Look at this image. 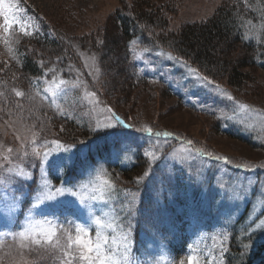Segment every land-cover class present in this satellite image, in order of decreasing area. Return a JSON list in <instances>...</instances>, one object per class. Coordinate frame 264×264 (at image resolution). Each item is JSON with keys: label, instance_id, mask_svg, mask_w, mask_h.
<instances>
[{"label": "rangeland", "instance_id": "rangeland-1", "mask_svg": "<svg viewBox=\"0 0 264 264\" xmlns=\"http://www.w3.org/2000/svg\"><path fill=\"white\" fill-rule=\"evenodd\" d=\"M139 1L143 4L142 8ZM229 1L231 0H6V5L15 6V15L26 22L27 31L32 32V35H25L15 26L10 34L5 33L2 27L4 21L0 17V164L4 168L9 167L8 161L5 160L7 156L16 166L15 171H19L20 166H23L32 172L29 166L39 159L33 155V151H45V141L59 140L65 147L74 146L73 151L83 147L81 142H92L100 148L95 150L83 165L77 164L79 176L88 183L85 189H102L111 194V201L116 202L111 188L113 183L109 178L121 186L128 183L129 177L139 176L137 173L126 176L118 170L110 176V168L107 171V166L110 161L126 165L130 158H133L132 152L139 141L130 137V142L125 146L128 150L122 152L119 159L115 155L109 157L103 147L105 137L102 128L105 120L111 116L108 108L125 119L128 117L137 126L157 128L158 130L152 129L153 133L168 132L176 136H186L203 148L229 155L235 162L264 164V148L251 147L245 141L215 130L212 117L194 112L174 93V88V92L169 89L166 78L175 76L173 69H176L177 62L168 60L167 54L179 58L181 56L170 51V48H160L161 54L164 55H160L155 62L147 59L151 63L147 64L144 56H141L142 47L145 50L146 46L139 39L140 47L127 44L128 39H125L123 56L111 40L112 34L118 35V38L122 35L123 26L118 20L119 14L132 18L133 14H136V8L149 12L158 10V19L165 21L153 24L152 19H149V22L145 21L143 25L148 33L147 37L152 38L148 39L147 49L151 51L159 45L166 48L171 45L169 38L173 39L177 33L180 35V30L188 24L209 23L219 8ZM243 8L245 13H241L246 22L257 25L261 21L259 17H252L250 6L244 5ZM159 15H162L163 19ZM110 24L113 25L114 32H111ZM139 29L137 25V30ZM41 33H47L51 40L59 41L64 50L58 51L59 49L44 46V43L39 41ZM91 38L93 42H89ZM19 48L40 62L47 73L46 76L39 77L46 83L40 93L34 89L31 80L24 78L20 71V61L17 58L23 52ZM183 59L189 64L193 63L191 59ZM57 63L62 65L57 68ZM194 66L199 67V72H205L197 64ZM153 68L157 71H153ZM159 69L165 75L161 76ZM241 71L248 72L250 79L242 88L231 84L225 76L213 74V80L233 94L239 102L250 106L251 110L242 109V112L237 110L234 113L237 125L245 126L253 133L262 130L264 136V70L253 65L252 68L243 67ZM123 78L127 80L126 85L131 86V91L126 93L127 86L125 89L121 87L117 93L112 91L111 81ZM61 80L67 83L60 85ZM58 85L62 91L58 92L54 103L53 98L47 97L51 92L45 90H56ZM16 91L25 95L17 96ZM91 93H95V96ZM70 125L78 127L72 136L68 134ZM151 138L142 149V154L148 153L146 164L148 160L153 168L164 164L166 157L171 153L173 142V157H180L179 168L191 173L188 167L190 165L185 164L187 153L193 157L189 147L178 145L174 137L173 141L166 140L168 137L163 136L153 135ZM107 140L110 141L111 137H107ZM8 148L13 149L12 153H8ZM25 152L28 153L27 157L23 155ZM94 161L99 162L95 169L92 168ZM210 171L213 172V169ZM2 174L0 172V175ZM259 183L264 195V179ZM220 185H224V188L221 189ZM173 186L176 187L177 194L190 196L184 193L177 181H173ZM214 186L220 193L228 189V193L233 194L236 190L227 180L221 184L214 183ZM204 190L210 189L204 187ZM77 196L81 200V194ZM232 198L233 196H227L228 200ZM111 201L109 209L106 208L105 212L110 213L114 209ZM226 213L229 214L230 211L226 210ZM67 214V209H59L60 216ZM208 223L207 220L203 221V227ZM263 231L261 230L262 233ZM208 236L205 228L204 239L197 248L206 251L205 256L213 251L218 255L219 241L216 248H209L205 245ZM60 237L63 248L67 244L63 232ZM142 238L162 259L160 264H187V257L177 256L173 253V248L169 250L161 247L154 234L144 231ZM19 244L18 239L1 246L0 264H61V261L66 260L59 249L50 251L48 245H32L30 249H21ZM195 253L199 257L198 264H207L206 257L201 258L202 254L196 251ZM173 254L177 257L173 258ZM76 263L79 264L78 261ZM215 264H223V261L216 259Z\"/></svg>", "mask_w": 264, "mask_h": 264}, {"label": "snow or ice", "instance_id": "snow-or-ice-1", "mask_svg": "<svg viewBox=\"0 0 264 264\" xmlns=\"http://www.w3.org/2000/svg\"><path fill=\"white\" fill-rule=\"evenodd\" d=\"M0 17L4 21L2 27L5 33L10 34L15 26L25 35H32V32L27 31L26 22L20 20L15 15V6L6 5V0H0ZM261 27L264 28V24H261ZM161 55L164 54L162 53ZM167 59L181 64L184 69L182 73L183 78L192 82L195 87L204 88L205 90L211 89L215 95L232 101L238 108L251 110L248 104L235 101V98L227 93L219 84H216L208 76L202 75L197 68L190 66L186 61H183L179 57H174L170 53L167 54ZM152 70L157 71L155 68ZM160 75L163 76L165 73L160 72ZM66 83L64 80L60 81V85H65ZM45 91L51 92L53 102L55 103V98L62 89L58 85L56 86V90L50 88ZM15 94L17 96L25 95L21 91H16ZM91 95L95 96V93H91ZM200 106L202 108L205 107L203 104ZM107 111L111 113V116L102 125L105 137L103 147L108 152L110 158L115 155L119 159L121 153L128 150L125 147L130 142V134L127 132V129L132 126L122 121L111 108H108ZM143 131L149 137L153 135L156 137H169L172 135L168 132L153 133L151 127H146ZM107 137H111V140L108 141ZM33 143H36L35 140H33ZM81 143L83 147L73 151L74 146L65 147L59 140L45 141V151L34 150L33 155L39 158V180L34 178V174L23 166H20L19 171H15L16 166L12 164L10 157H5L9 167L4 168L0 164V172L3 173V175H0V188L7 191V188H4V186L10 185L14 188L15 195L7 202L8 212L4 228L8 230L0 232V243H2L4 236H7L11 239L18 238L21 249H30L32 245H48L50 246V251L59 249L63 253L66 260L61 261V264H73L74 261H78L79 264H142L139 256L134 252L135 240L132 223L134 219V197L128 201L126 210L120 209L119 212L113 210L109 213L104 210L108 208L111 201L110 193L97 189L90 197L80 200L77 196V188L81 183L80 181L76 180L71 182V184L61 181L58 187L51 183L49 174L60 179L62 174L72 171L77 164L83 165L89 160L92 152L100 148L99 145ZM187 144L191 146L193 142L188 140ZM7 151L8 153H12L13 149L8 148ZM191 154L199 155L206 159L223 161L224 164L230 163L227 157L214 156L213 153H205L203 150H196L195 153ZM23 155L27 157L28 153L25 152ZM97 163L99 162H93V169L96 168ZM235 167L242 168L246 172H254L256 170L255 166L252 165L237 164ZM61 169H63V173H61ZM144 175L147 176L148 173L146 172ZM171 179L169 177V182ZM255 183L256 180L252 178H247L246 181H238L236 185L239 190L238 193L233 195L226 191V196H233L236 200L242 199V193L249 190L250 186L255 185ZM25 184L28 185L29 189L27 194L24 193L23 186ZM111 188L113 191L116 190L115 185H111ZM220 188L223 189L224 185H220ZM169 192L171 199L174 201L176 192L171 187H169ZM217 194H219V191ZM73 197H76V199H73ZM25 201H28L29 209H23ZM17 203L21 206V210L26 213L22 224H19L16 219ZM115 203V201H111L113 208ZM58 205H63L67 208L68 216L61 218L55 214L50 217L36 215L42 207H56ZM9 225L12 226L10 229L8 228ZM64 225H72L73 227L69 231L63 228ZM257 230H264V225ZM60 231H63L67 241L66 247L63 248L61 247V237L58 234ZM252 235H255V231H250L246 239L251 240ZM215 239L217 238L213 237V240ZM226 239V236L219 239L218 253L225 251L224 242ZM251 247L252 245L249 243L243 244L245 255ZM187 253V264H198L199 257L192 245L187 246ZM216 254L217 252L213 251L206 256L207 264H215Z\"/></svg>", "mask_w": 264, "mask_h": 264}, {"label": "trees", "instance_id": "trees-1", "mask_svg": "<svg viewBox=\"0 0 264 264\" xmlns=\"http://www.w3.org/2000/svg\"><path fill=\"white\" fill-rule=\"evenodd\" d=\"M139 5L142 8L143 4L141 1H139ZM244 5L250 6L249 9L252 17L254 19L259 17L262 22L257 25L246 22V18L241 13H245L243 8ZM158 12V10L149 12L144 9L139 10L136 8V14H133L132 18L126 14H119L118 20L123 26L122 35L118 38V35L112 34L111 40L113 46L120 52L121 56L124 55L125 51V39H128L126 43L129 44L136 38L137 42L140 40V42L146 46L145 50L142 47L141 56L144 55L145 59L154 62L158 59L161 55V51L152 52V50L150 51V49H147L148 39L152 38L147 37L148 33H146L143 28L145 21L149 19H152L151 22H153V24L161 23L164 20L162 15L159 16L163 20L158 19L157 14L160 13ZM261 24H264V0H231L228 4L219 8L216 16L209 23L204 25L188 24L183 30H180V35L177 33L178 36L175 35L176 37L174 36L173 39L169 38L171 42L169 47L165 48L163 46V48L167 50L170 48V51L181 56L183 61H186L183 58L191 59L194 64H197L205 70V72L200 71V73L208 76L211 80H213V74L225 76L231 84H235L239 88H242L243 85L246 84V81L250 80L248 72L241 71L243 67L252 68L253 65H257L264 70V28L261 27ZM137 25L140 28L139 30H137ZM110 27L111 32H114L112 24H110ZM39 36H41L39 41L44 43V46L59 49L58 51L64 50L63 45L57 40H51L50 35H47V33H41ZM153 40L155 41V39ZM93 41V38L89 39V42ZM19 50L23 52L17 58L20 61L19 67L23 77L28 81L31 80V84L35 90L41 89L43 85L46 84L42 78H39L45 75L43 65L32 58L31 55H28L23 49L19 48ZM193 63L188 64L199 70V67H195ZM123 64H125L124 60ZM147 64L151 63L147 60ZM61 65L62 64L57 63V68ZM152 66L153 65H151V67ZM183 71V66L177 63V67L173 74L175 76L169 81L171 85H174L176 89L189 100L192 94L196 93L198 89L194 88L192 82L183 78ZM140 78H143V76H140ZM163 83L164 82H162V84ZM215 83L217 82L215 81ZM126 84L127 80L125 81V78L119 81L113 80L111 81V85L113 86L112 91L117 93L121 87L125 89L127 86L126 93L130 92L131 86ZM181 101L184 102L183 99H181ZM126 118L129 119L128 117ZM77 128L78 127L70 125L68 127V134L70 136L74 135L78 130ZM214 129L219 131L216 125H214ZM250 146L252 147V145ZM144 168L145 165L139 164L136 168L120 172H124L123 175L126 176L136 173L140 176ZM112 171L116 172V170ZM135 179L136 178L129 177L127 179L128 183L124 185L132 184ZM121 186L117 185V190L120 194L124 190ZM239 242L240 243L235 246L237 251H243V244L245 243L251 244L252 247L248 250L246 255L244 252L243 255H241V253L234 251L230 257V259L232 258L233 260V264H252L263 256L264 239L260 240L255 238L248 240L246 238H241Z\"/></svg>", "mask_w": 264, "mask_h": 264}]
</instances>
